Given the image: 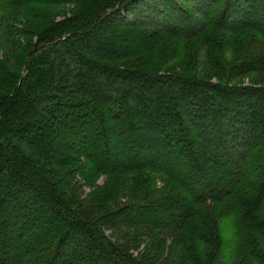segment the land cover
<instances>
[{
  "label": "trees",
  "instance_id": "trees-1",
  "mask_svg": "<svg viewBox=\"0 0 264 264\" xmlns=\"http://www.w3.org/2000/svg\"><path fill=\"white\" fill-rule=\"evenodd\" d=\"M84 1L0 0V264H264V0Z\"/></svg>",
  "mask_w": 264,
  "mask_h": 264
},
{
  "label": "rangeland",
  "instance_id": "rangeland-1",
  "mask_svg": "<svg viewBox=\"0 0 264 264\" xmlns=\"http://www.w3.org/2000/svg\"><path fill=\"white\" fill-rule=\"evenodd\" d=\"M84 2L87 3L88 0H85ZM143 2H144V0H139L138 2H134L132 4V6L128 9L129 13H130L128 16L131 17L132 14L139 8V6L141 4H143ZM180 2L184 3L187 8H189V6L191 4V1L180 0ZM86 6L87 5H78L74 1L73 2H67L66 4L62 5L59 8V10L54 11V10H52V7H51V10H49V13H50L51 17L55 18V20H60V19L63 20V19H68V18L72 17L71 12L73 11L74 14L72 17V23L79 22V20L82 18V16L87 19V22H90V20L93 19L92 18L93 14H91L85 10ZM219 6H220V4H219ZM76 7L79 9L75 10ZM217 8H219V7H217ZM28 12H30L29 7L28 6L23 7L20 10L18 20H19V18L25 17L32 24L31 19L26 16V14ZM126 18H127V16H126ZM126 20H128V19H126ZM46 21H49V18H47V19L42 18V20L39 19L38 20L39 25L36 29L31 28V27H29V28L25 27V29L29 33H25L24 35H21L20 42L16 40L14 47H13L14 51H13V54L11 57V62H9L8 68L6 69V73L4 74V78L2 79V81H4V83H5V87L12 86L14 84L16 74L21 70V64L23 65L29 49L32 48V46H33L32 44L37 40V36H36L37 32H44L43 27L46 24ZM14 23H15L16 27H21V28L24 27V26H22V23H19V21H14ZM6 32H7L6 27L4 26V24H1L0 25V36L3 37V35ZM248 46L255 47L256 45L248 43ZM224 49H225V47H223L222 50H220V52L224 51ZM217 51L219 52V50H217ZM0 52H3V48H0ZM156 59H157V57L154 58V60H156ZM167 68L169 69L170 67H167ZM35 70H36L35 66L32 65L31 66V72L35 71ZM28 71H29L28 68L24 69V72H28ZM212 78H213V80H215L216 76L212 75ZM249 79L252 81V75H249V76L248 75H242V76L234 79V82L248 83ZM98 182L101 183V180H98ZM102 210L104 211V208ZM220 222H221L219 224L220 225V232H221V236L223 238L222 248H223V253L225 254V252L227 250L229 251L230 247L234 246L235 236H234V234H232V232H233L232 227H230L231 221L228 217H222ZM102 229L104 230V228H102ZM106 232H108V231H106ZM146 243H147L146 239L139 242L138 245L133 247L134 250L132 252L134 254H136V252L143 249V246H145ZM166 250L167 249L164 250V255H165Z\"/></svg>",
  "mask_w": 264,
  "mask_h": 264
}]
</instances>
